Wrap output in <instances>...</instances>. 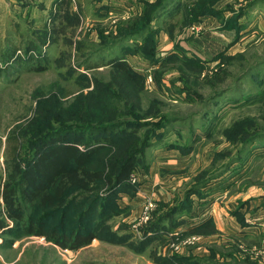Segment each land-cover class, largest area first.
Segmentation results:
<instances>
[{
    "label": "rangeland",
    "instance_id": "1",
    "mask_svg": "<svg viewBox=\"0 0 264 264\" xmlns=\"http://www.w3.org/2000/svg\"><path fill=\"white\" fill-rule=\"evenodd\" d=\"M65 143L135 168L27 198ZM0 264H264V0H0Z\"/></svg>",
    "mask_w": 264,
    "mask_h": 264
},
{
    "label": "trees",
    "instance_id": "2",
    "mask_svg": "<svg viewBox=\"0 0 264 264\" xmlns=\"http://www.w3.org/2000/svg\"><path fill=\"white\" fill-rule=\"evenodd\" d=\"M120 68L125 69V64L120 66ZM127 73L133 76L130 72ZM95 130L99 131L100 129H88L89 133L91 131V133H94ZM61 132L64 131L57 130L54 134L52 133L47 136L54 138L60 135ZM11 141H13L14 144L12 148L11 145L7 147V166L8 168L11 167V170L22 174L23 170L20 162L21 154L18 152V148L20 146L18 138H16L15 134H12L9 138L8 142ZM109 141L111 142L112 139H109ZM98 151V147H94L92 149L87 148L84 150L77 144L68 143L55 146L54 148L46 151L35 162L36 166L32 173L28 175L29 177H25L27 178L26 182H28L26 187V190L28 191L27 198L32 200L40 198L41 201L45 203L44 205L58 207V203H64L66 195L73 189V191L88 189L93 192L97 189L96 183L99 184L104 177L107 183L115 184L116 181L120 182L131 175L133 169L135 168V158L132 157L133 155L128 157L125 162H123L119 172L117 171V173H113V175L110 176L105 175L103 170L90 169L88 167L89 162H92L94 155H96ZM5 198L8 205L9 217L13 219H22L20 214L18 216L12 214L13 210L20 208L18 203L15 202V194L6 192ZM95 206L94 204L88 206L82 217L85 215H92ZM44 235L46 234L44 233ZM77 235L76 241L73 240V236L67 238L66 241H75L72 243L74 247H80L90 244L96 237H98V234L92 230L84 231L83 233H78ZM68 242H66V245L70 244Z\"/></svg>",
    "mask_w": 264,
    "mask_h": 264
},
{
    "label": "built area",
    "instance_id": "3",
    "mask_svg": "<svg viewBox=\"0 0 264 264\" xmlns=\"http://www.w3.org/2000/svg\"><path fill=\"white\" fill-rule=\"evenodd\" d=\"M153 204L150 203H146L145 209H144V214L142 216V221L143 222H147L150 219L151 216V210H152Z\"/></svg>",
    "mask_w": 264,
    "mask_h": 264
}]
</instances>
